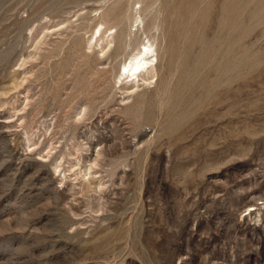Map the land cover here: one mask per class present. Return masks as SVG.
<instances>
[{
  "label": "rangeland",
  "instance_id": "1",
  "mask_svg": "<svg viewBox=\"0 0 264 264\" xmlns=\"http://www.w3.org/2000/svg\"><path fill=\"white\" fill-rule=\"evenodd\" d=\"M0 264H264V0H0Z\"/></svg>",
  "mask_w": 264,
  "mask_h": 264
},
{
  "label": "bare ground",
  "instance_id": "2",
  "mask_svg": "<svg viewBox=\"0 0 264 264\" xmlns=\"http://www.w3.org/2000/svg\"><path fill=\"white\" fill-rule=\"evenodd\" d=\"M103 34H105V33H102L100 30L98 40L103 37ZM153 47H154L153 43L149 44V45L144 44V47L142 50L140 49V51L136 55L132 56L128 61H126L124 63V65L120 69V76L127 78V79L130 76H132L131 78L135 79L136 82L138 81V83H140V82L146 83L147 81L149 82V80L147 79V77H145V75L147 73L151 72V70L154 68L156 71L157 64H158V63L156 65L154 64V61L158 62V56H157L158 54L155 53L157 51H155L156 49L154 50ZM152 71H154V70H152ZM146 76H148V75H146ZM150 79H151V77H150ZM142 85H138L137 87H140ZM134 87L135 86H132L131 88H134Z\"/></svg>",
  "mask_w": 264,
  "mask_h": 264
}]
</instances>
